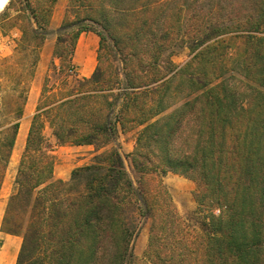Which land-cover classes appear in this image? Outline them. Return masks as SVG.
Here are the masks:
<instances>
[{
  "label": "trees",
  "instance_id": "obj_1",
  "mask_svg": "<svg viewBox=\"0 0 264 264\" xmlns=\"http://www.w3.org/2000/svg\"><path fill=\"white\" fill-rule=\"evenodd\" d=\"M20 1L29 27L2 74L17 76L22 58L33 77L59 0ZM90 32L113 42L121 68L99 53L79 79L76 46ZM184 48L191 59L178 67ZM53 57L78 88L49 93L47 77L32 118L2 223L23 239L17 264H139L146 220V264H264V0H69ZM21 85L0 102V193L29 98ZM47 128L57 147L104 151L57 179ZM134 128L139 187L119 145ZM168 173L196 184L199 230L163 196Z\"/></svg>",
  "mask_w": 264,
  "mask_h": 264
},
{
  "label": "rangeland",
  "instance_id": "obj_2",
  "mask_svg": "<svg viewBox=\"0 0 264 264\" xmlns=\"http://www.w3.org/2000/svg\"><path fill=\"white\" fill-rule=\"evenodd\" d=\"M68 4L69 0H59L53 10L50 35L41 49L40 60L33 77L27 74V71L30 70L32 60L22 58L16 63L19 71L17 76L12 77L2 74L5 67L4 61L10 60V64L14 63L19 51H21L22 40L25 38L24 31L28 29L29 22L27 21L26 12L20 0H8L7 7L0 13V102L2 98L8 96V93L15 88L18 82L22 83L21 87L26 88L29 94V101L24 109V116L21 121L16 148L8 168L5 183L0 193V264H17L23 242L22 237L4 234L2 232V223L7 203L14 190L19 163L25 150L31 121L42 96L46 78H50L47 83L49 93L52 91L53 93L62 91L61 93L63 94L60 95L69 96L70 93L76 92L78 88L76 79H69V82L64 79L65 75H62L60 72L61 62L53 57L55 45L57 43V31L66 21ZM101 43L102 47L100 54L102 57V65H109L117 70L121 68L119 64V55L113 42L105 37ZM190 59L191 55L189 49L184 48L177 53L172 60L176 66L183 67ZM52 62H55L56 69L52 67ZM76 78H79L77 72ZM48 95L49 94H47V96ZM26 108L27 113H25ZM139 132V128L128 129L124 134L121 133L119 138V145L122 154L125 156L126 169L137 187L140 185V175L133 166L132 154L136 147L135 142L137 141ZM45 134L56 147L55 156L57 163L55 166V177L57 179L67 177L66 181H69L72 173L76 169L91 164L95 155L104 151V149H102L99 152H96V150L76 152L74 149L57 147L55 139L52 136V130L47 128ZM161 184L163 196L170 198L184 220L199 230L205 223V219L204 215L199 213L197 203L195 202L194 193L196 184L190 179L173 173H168L163 178ZM218 211L219 209H215L214 213L219 215L217 214ZM150 228L151 223L146 220L133 244L134 254L139 264H146L144 258L149 242Z\"/></svg>",
  "mask_w": 264,
  "mask_h": 264
},
{
  "label": "crops",
  "instance_id": "obj_3",
  "mask_svg": "<svg viewBox=\"0 0 264 264\" xmlns=\"http://www.w3.org/2000/svg\"><path fill=\"white\" fill-rule=\"evenodd\" d=\"M100 47H101V38L97 34L90 32V33H84L80 36L74 55V66L79 78L88 79L93 76L99 65L98 59H99ZM25 113H27V108ZM139 129L141 130V128ZM135 145L137 147V141L135 142ZM136 147L134 149V152L136 150ZM62 148L74 149L76 152L95 151V148L92 146H81V147L65 146ZM54 154H56V152H54ZM61 179L66 181L67 177Z\"/></svg>",
  "mask_w": 264,
  "mask_h": 264
},
{
  "label": "bare ground",
  "instance_id": "obj_4",
  "mask_svg": "<svg viewBox=\"0 0 264 264\" xmlns=\"http://www.w3.org/2000/svg\"><path fill=\"white\" fill-rule=\"evenodd\" d=\"M8 0H0V13L7 7Z\"/></svg>",
  "mask_w": 264,
  "mask_h": 264
},
{
  "label": "built area",
  "instance_id": "obj_5",
  "mask_svg": "<svg viewBox=\"0 0 264 264\" xmlns=\"http://www.w3.org/2000/svg\"><path fill=\"white\" fill-rule=\"evenodd\" d=\"M217 214H220V211H218Z\"/></svg>",
  "mask_w": 264,
  "mask_h": 264
}]
</instances>
